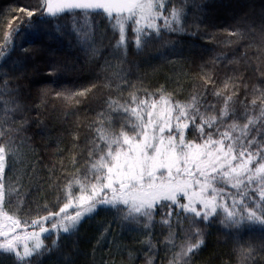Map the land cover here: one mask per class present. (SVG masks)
I'll use <instances>...</instances> for the list:
<instances>
[{
  "label": "trees",
  "instance_id": "obj_1",
  "mask_svg": "<svg viewBox=\"0 0 264 264\" xmlns=\"http://www.w3.org/2000/svg\"><path fill=\"white\" fill-rule=\"evenodd\" d=\"M36 3L37 0H0V119L5 118L7 111L15 120L13 126L21 129L15 158L11 151L6 156L15 169L12 184L20 193L7 205L8 213L21 220L16 232L38 231L30 226V221L37 219L38 213L46 215L43 206L51 207L58 198L60 203L54 210L59 211L67 202L69 177H86L94 182L86 168L93 141L101 143L97 140V129L118 132L125 123L130 128L135 117L124 113L121 105L127 104L131 95L141 100L147 98L150 103L153 99L159 101L163 95L173 102L190 104L192 96L199 92L204 98L201 104L206 100L215 105V111L208 114L219 116L224 100L212 94L213 87L217 91L222 89L225 74L231 76L235 72L245 78L249 117L260 118L261 101L252 95L251 89L264 88L259 71L264 62L258 58L264 29V0H168L167 11L185 6V17L175 25V31L163 29L154 33L139 49L134 25H129L126 48L117 47L119 33L103 16L85 20L82 14L57 17L37 14L29 24L26 14L18 9ZM17 16L22 17L15 20L19 32L5 45L10 31L8 23ZM159 23L163 28V22ZM235 31L245 33L248 39L238 40L231 35ZM250 40L254 41L251 45ZM204 72L215 78L206 93L202 88ZM84 89L89 91L83 97H74L72 102L62 98ZM243 99L244 94L240 93L236 115L230 116L220 129L228 131L227 125L235 122L239 127L232 132L234 137L240 135L239 128L247 123ZM253 99L257 100L255 109L251 105ZM109 101L116 103L110 105ZM186 136L193 139L190 134ZM5 173L13 174L8 167ZM217 187L240 199L238 190L230 184ZM254 198L258 200L259 193ZM226 199L231 205L232 197ZM164 211H157L149 228L145 222L125 220L122 212L100 207L81 222L74 234L61 232L59 237L49 222L45 226L50 231L41 239L52 250L44 252L41 262L146 264V259L151 258L154 264H170L171 252L165 251L164 244L170 230L161 224ZM174 212L180 213L181 209L176 207ZM186 215L179 217V223L175 214L171 219L177 243L182 242L184 230L191 224V217L186 220ZM224 218L220 208L216 217L200 225L204 244L192 257L191 264H241L239 248L249 246L256 251L247 264H264V252L259 250L264 243L260 226L250 231L237 230L236 226L226 227L222 223ZM5 264H12V260Z\"/></svg>",
  "mask_w": 264,
  "mask_h": 264
},
{
  "label": "snow or ice",
  "instance_id": "obj_2",
  "mask_svg": "<svg viewBox=\"0 0 264 264\" xmlns=\"http://www.w3.org/2000/svg\"><path fill=\"white\" fill-rule=\"evenodd\" d=\"M167 4L168 0H37L35 6L21 7L18 11L26 14L29 24L37 14L39 17L82 14L85 20L103 16L119 33L117 47L125 48L129 25H134L135 44L139 49L154 33L159 34L163 29L175 31V25L185 17V6L172 7L167 11ZM15 20H22V17L17 16L8 23L10 31L5 45L14 33L19 32ZM231 35L238 40L248 39L240 31ZM249 43L251 45L254 41ZM258 58L264 62V29ZM259 71L261 83H264V68ZM203 75L202 88L206 93L208 84L215 78L207 72ZM244 81L245 78L233 72L231 76L225 74L221 81L222 89L217 91L213 87L212 94L224 100L219 116L208 114L215 111V105L206 100L201 104L204 98L199 92L192 96L190 104L173 102L163 95L159 101L153 99L150 103L147 98L141 100L131 95L129 102L121 105L124 113L135 117L131 127L125 123L118 132L110 128L97 129V140L101 143L93 141L88 153L89 167L86 168L94 182L86 177H69L67 202L59 207V211L54 210L60 203L59 198L51 207L43 206L47 214L38 213V218L30 221V226L38 231L25 229L22 234L15 231L21 220L7 211V205L20 193L12 184L14 166H10L6 159L7 151H11L15 158L21 129L13 126L15 120L6 111L5 118L0 119V138L3 140L0 143V257H3L0 264L8 260H12V264H42L40 258L44 252L52 250L46 248L41 239L50 231L46 224L51 222V230L58 237L61 232L74 234L81 222L100 207L122 212L125 220L145 222L149 228L157 211L165 210L161 224L170 230L164 241L165 251L171 252L170 264H191L192 257L204 244L200 225L216 217L220 208L225 217L222 223L226 227L236 226L237 230L247 228L250 231L259 225L264 231V88L251 89L252 95L261 101L260 118L249 117ZM88 91L68 93L62 98L72 102L74 97H83ZM240 93L244 94L247 123L239 128L240 135L234 137L232 132L239 127L235 122L227 125L228 131L220 129L230 116L236 115L235 106L240 102ZM115 103L109 101L110 105ZM133 104L136 107H131ZM251 105L255 109L257 100L253 99ZM249 125L253 127L249 128ZM251 132L256 136L249 135ZM186 134L193 139H188ZM216 136L219 138L214 139ZM6 167L12 175H6ZM73 184L80 187L78 197L71 193ZM218 184H230L238 190L240 199L225 192L223 187H217ZM256 193H259L258 200L254 198ZM229 196L232 197L231 205L226 199ZM185 200L186 203L182 202ZM176 207L181 209L180 213L174 212ZM69 209L74 211L69 212ZM185 213L186 220L191 217V224L184 230L182 242L177 243V237L171 231V219L175 214L179 223V217ZM148 247L152 249L150 242ZM259 250L264 252V243ZM255 251L253 246L247 249L240 247L241 264H247ZM146 264H154L153 259H146Z\"/></svg>",
  "mask_w": 264,
  "mask_h": 264
},
{
  "label": "rangeland",
  "instance_id": "obj_3",
  "mask_svg": "<svg viewBox=\"0 0 264 264\" xmlns=\"http://www.w3.org/2000/svg\"><path fill=\"white\" fill-rule=\"evenodd\" d=\"M71 193L74 197H78L81 194L80 193V187L78 184H73L72 189H71Z\"/></svg>",
  "mask_w": 264,
  "mask_h": 264
}]
</instances>
